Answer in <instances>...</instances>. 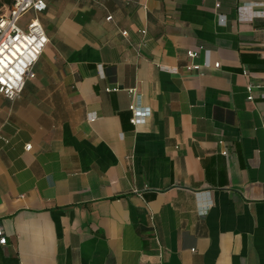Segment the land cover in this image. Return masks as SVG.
I'll use <instances>...</instances> for the list:
<instances>
[{"label": "crops", "instance_id": "obj_1", "mask_svg": "<svg viewBox=\"0 0 264 264\" xmlns=\"http://www.w3.org/2000/svg\"><path fill=\"white\" fill-rule=\"evenodd\" d=\"M262 6L48 0L29 11L49 40L21 97L0 94V257L264 264V17L243 20ZM131 88L150 109L137 125Z\"/></svg>", "mask_w": 264, "mask_h": 264}, {"label": "built area", "instance_id": "obj_2", "mask_svg": "<svg viewBox=\"0 0 264 264\" xmlns=\"http://www.w3.org/2000/svg\"><path fill=\"white\" fill-rule=\"evenodd\" d=\"M47 2L48 0H13L6 11H0V94L9 100L21 97L26 78L49 40L43 24L37 16L31 17L25 27L20 25V19L28 11L35 13L44 11L47 8ZM254 17H264V6L260 9L250 8L248 15L243 16V20H252ZM108 19H111V16ZM122 34L127 35V31L123 30ZM198 55L195 50L187 51V56L190 59H194ZM210 65V58L207 56L203 64L190 62L185 67L189 71H198L202 66ZM213 65L219 67L220 62H215ZM253 87V84L247 86L248 100L253 99ZM106 90L116 91L118 87ZM129 92L134 97L133 102L129 105L132 112L130 121L133 125H137L150 115V109L138 104L139 95L134 88H131ZM227 153L226 150L223 151L224 155ZM0 244H6V237L3 235L1 225Z\"/></svg>", "mask_w": 264, "mask_h": 264}, {"label": "trees", "instance_id": "obj_3", "mask_svg": "<svg viewBox=\"0 0 264 264\" xmlns=\"http://www.w3.org/2000/svg\"><path fill=\"white\" fill-rule=\"evenodd\" d=\"M13 0H6V3L12 4ZM2 250L0 249V255ZM0 264H19L18 260L12 257L11 255L0 257Z\"/></svg>", "mask_w": 264, "mask_h": 264}, {"label": "rangeland", "instance_id": "obj_4", "mask_svg": "<svg viewBox=\"0 0 264 264\" xmlns=\"http://www.w3.org/2000/svg\"><path fill=\"white\" fill-rule=\"evenodd\" d=\"M4 2H5V0H0V10H1V12L2 11H6L7 9H8V7L6 6V5H8L7 3L6 4H4ZM29 16H30V13H29V11L28 12H26L25 14H23V18H22V20H21V22L24 20H27V19H29Z\"/></svg>", "mask_w": 264, "mask_h": 264}]
</instances>
